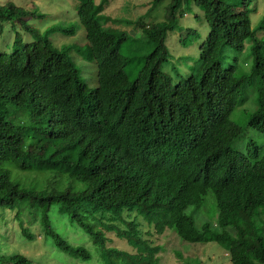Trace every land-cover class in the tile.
Returning a JSON list of instances; mask_svg holds the SVG:
<instances>
[{
  "label": "trees",
  "instance_id": "16d2710c",
  "mask_svg": "<svg viewBox=\"0 0 264 264\" xmlns=\"http://www.w3.org/2000/svg\"><path fill=\"white\" fill-rule=\"evenodd\" d=\"M79 1L76 24L43 33L26 26L36 44L17 39L11 53H0V207L18 210L19 217L22 204L29 203L59 250L90 260L86 248L71 245L53 228L49 214L60 205L99 248L97 264H159L163 247L145 237L149 226L158 234L173 230L185 242L217 243L232 264H264V225L256 219L264 216V153L253 141V151L233 152L235 158L226 148L199 151L244 104L243 93L253 83L258 108L248 127L264 135V38H256L252 26V0H169L163 21L147 25L144 15L137 20L151 46L143 56L123 54L128 34L112 32L110 16L95 0ZM188 1L201 8L210 31L200 47L198 74L173 84L163 71L170 55L166 39ZM34 14L0 4V31L5 23H22ZM261 24L264 29V19ZM81 28L85 44L77 50L58 49L51 41L57 33L75 36ZM248 40L252 64L251 56L242 62H249V72L238 73V55L224 67V50L241 55ZM42 51L48 61L30 76L27 69ZM72 52L95 63L96 88L87 85ZM246 158L253 164L242 171L237 160ZM17 169L54 172L69 185L37 191L15 180ZM209 193L217 219L199 229L186 210L200 208ZM110 233L137 252L111 246ZM23 235L33 240L24 228ZM0 261L32 264L21 255Z\"/></svg>",
  "mask_w": 264,
  "mask_h": 264
},
{
  "label": "rangeland",
  "instance_id": "374dc122",
  "mask_svg": "<svg viewBox=\"0 0 264 264\" xmlns=\"http://www.w3.org/2000/svg\"><path fill=\"white\" fill-rule=\"evenodd\" d=\"M101 5L105 15L110 16V27L116 35L127 33L129 39L123 44L122 53L128 55V51L138 55H146L151 46L146 44L143 29L137 24V20L144 15V23L154 24L163 21L166 0L160 4H151L152 0H95ZM13 3L18 7L35 13L24 22L19 20L5 23L4 30L0 31V53H11L16 40L22 43L33 42L34 39L26 26L43 33L52 26L69 27L79 22L77 7L79 0H0V4ZM251 9H256L251 14L252 26L256 29V38H264L262 20L264 19V0H252ZM150 10V14H145ZM181 17L178 19V27L174 32L167 35L166 44L169 49V58L163 67L164 73L172 78L173 84L198 74L200 65V47L207 38L210 28L204 18L201 8L194 2L188 1L183 4ZM85 30L83 28L75 36L60 33L51 37L52 43L58 49L63 46L75 45V49L85 44ZM36 44V41L33 42ZM252 40L246 42L245 53L239 55L235 51L226 48L223 54V66L228 67L233 62V57L238 55L242 70L238 73H248L249 69L242 62L250 57L252 64ZM45 52V51H42ZM135 53V52H134ZM36 63H32L27 69L30 76H35L43 71V65L48 61L47 53H40ZM76 66L87 85L94 89L98 86L97 66L80 58L77 52H72ZM85 61H84V60ZM177 73L180 74L178 77ZM135 76H138L136 74ZM245 102L238 106L231 115L229 121L224 123L204 145L200 152L209 153L220 148H226L231 158L236 154L248 155L254 147L250 145L253 141L264 153V135L248 127V122L258 108L257 91L255 83L250 84L243 93ZM235 139V140H234ZM234 140V141H233ZM233 141V143H232ZM231 143V144H230ZM230 144V145H229ZM235 152V153H233ZM233 153V154H232ZM233 161V159H232ZM239 169L247 171L251 168L253 161L250 159L237 160ZM16 181H23L24 186L34 188L37 191L47 189H62L68 186L67 180L55 179L54 172H22L14 171ZM72 186L79 187L77 181H72ZM61 187V188H60ZM29 203L22 204L21 215L16 217L18 210L13 211L7 207H0V258H8L14 255L25 256L32 264H97L100 254L99 248L93 244L91 237L77 223L71 222L70 217L61 210L60 205L54 206L50 211L52 226L60 236L71 245L86 248L92 255L90 260L73 258L59 250L53 240L46 236L41 223V213H34ZM196 226L201 229L204 223H215L217 219V208L212 193L205 196L200 208L191 206L187 210ZM257 221L264 225V216H256ZM23 228L33 236L28 240L23 235ZM110 245L129 252H135L126 240L118 238L115 234H108ZM146 238L155 245L163 247L158 256L159 264H232L228 254L217 243L198 244L183 241L173 230H166L158 234L148 228ZM0 264H8L0 261Z\"/></svg>",
  "mask_w": 264,
  "mask_h": 264
},
{
  "label": "clouds",
  "instance_id": "9594fccd",
  "mask_svg": "<svg viewBox=\"0 0 264 264\" xmlns=\"http://www.w3.org/2000/svg\"><path fill=\"white\" fill-rule=\"evenodd\" d=\"M255 11H256V9H255ZM235 140V139H234ZM233 140V141H234ZM233 141H232V143H233ZM18 170V169H17ZM250 170V169H249ZM249 170H247V171H249ZM187 211V210H186ZM146 224H147V222H146ZM148 225V224H147ZM149 226V225H148ZM147 227V226H146ZM148 228V227H147ZM149 228L150 229H152L154 232H155V230L153 229V227L152 226H149ZM167 230H170V229H167ZM166 232V231H165ZM164 232V233H165ZM157 233V232H156ZM108 235V234H107ZM124 240V239H123ZM129 244V243H128ZM209 244V243H208ZM132 247V246H131ZM133 248V247H132ZM133 250H135L134 248H133ZM123 251H125V250H123ZM127 252H129V251H127ZM137 251L135 250V252H131V253H136ZM226 252V251H225ZM227 253V252H226ZM228 254V253H227ZM228 257H229V254H228Z\"/></svg>",
  "mask_w": 264,
  "mask_h": 264
}]
</instances>
